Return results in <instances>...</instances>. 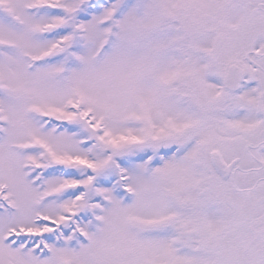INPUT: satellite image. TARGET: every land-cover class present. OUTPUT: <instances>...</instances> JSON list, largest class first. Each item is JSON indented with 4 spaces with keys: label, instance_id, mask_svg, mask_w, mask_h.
Segmentation results:
<instances>
[{
    "label": "snow or ice",
    "instance_id": "6c2138e0",
    "mask_svg": "<svg viewBox=\"0 0 264 264\" xmlns=\"http://www.w3.org/2000/svg\"><path fill=\"white\" fill-rule=\"evenodd\" d=\"M0 264H264V0H0Z\"/></svg>",
    "mask_w": 264,
    "mask_h": 264
}]
</instances>
